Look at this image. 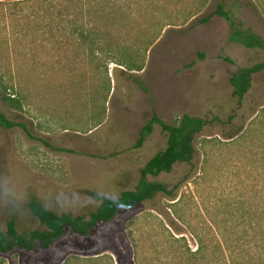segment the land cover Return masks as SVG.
Returning a JSON list of instances; mask_svg holds the SVG:
<instances>
[{
	"label": "rangeland",
	"instance_id": "obj_1",
	"mask_svg": "<svg viewBox=\"0 0 264 264\" xmlns=\"http://www.w3.org/2000/svg\"><path fill=\"white\" fill-rule=\"evenodd\" d=\"M2 1L0 75L9 79L19 70L20 85L14 94L0 85V93L23 96L21 109L0 102L22 124L0 127L3 230L9 218L19 230L40 227L28 209L33 196L57 213L88 215L99 204L89 192L116 197L133 189L140 169L166 145L155 124L134 147L153 113L167 122L188 113L209 123L195 136L190 163L147 176L168 188L178 183L174 197L159 193L134 209L118 210L85 236L67 229L48 249L0 253V264H190L185 260L197 248V236L210 242L233 211L238 217L242 206L253 209L264 199V70L241 104L229 82L232 71L262 60L264 50L229 42V23L221 16L198 22L220 0L133 3L126 43L137 51L139 70L112 62L99 68L95 59L70 51L52 64L38 43L16 38V0ZM223 1L264 39V0ZM41 57L51 59L52 71L38 67Z\"/></svg>",
	"mask_w": 264,
	"mask_h": 264
},
{
	"label": "trees",
	"instance_id": "obj_2",
	"mask_svg": "<svg viewBox=\"0 0 264 264\" xmlns=\"http://www.w3.org/2000/svg\"><path fill=\"white\" fill-rule=\"evenodd\" d=\"M144 1L16 0L12 2L20 20L16 38L30 45L38 43L45 57L47 54L52 56V64L62 62V58L70 51L74 56L83 55L88 59H95L99 68L112 62L128 70H139L141 64L137 60V51L132 44L126 43L130 34L127 23L130 18H134L131 5L135 3L136 7H141ZM0 3L3 1L0 0ZM141 10L142 8H139L136 12L140 13ZM214 15L228 21L229 42L264 50V39L251 28H245L242 20L225 8L223 0H220L208 15L199 18L198 22L206 23ZM45 57L38 58V67L44 72L52 71V68L48 67L51 59ZM220 57L225 61H232L226 55ZM263 70L264 58L231 72V93L238 104H241L245 94L252 88L254 76ZM14 74H11L9 79L0 75V85L10 89L12 94L15 93V86L20 85V71L15 70ZM102 88L107 92L108 83ZM12 94L0 93V102L21 109L23 96ZM208 123L206 118L188 113H182L172 122H167L153 113L141 127L134 147L143 144L155 124L166 134V145L146 161L140 169L138 182L133 189L123 190L116 197L89 192L99 204L88 215L57 213L33 196L28 201V209L38 220L40 227L19 230L15 220L9 218L4 230L0 226V253H9L15 249L27 252H33L37 248L48 249L67 229L85 236L95 226L112 220L118 210L134 209L141 202L152 199L159 193L174 197L178 183L168 188L163 182L151 181L147 176L169 172L177 162L190 163L195 152V136ZM20 125L22 124L10 119L0 107L1 128L11 129ZM260 197L264 198V186L260 190ZM224 212L230 213L226 209ZM187 257L185 262L190 264H264V199L256 208L253 206V209L251 205L242 206L238 217L233 211L225 220L223 229L215 233L210 242L197 236V248Z\"/></svg>",
	"mask_w": 264,
	"mask_h": 264
}]
</instances>
